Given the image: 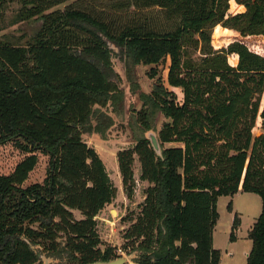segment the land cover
<instances>
[{
    "label": "trees",
    "instance_id": "obj_1",
    "mask_svg": "<svg viewBox=\"0 0 264 264\" xmlns=\"http://www.w3.org/2000/svg\"><path fill=\"white\" fill-rule=\"evenodd\" d=\"M7 1L0 0V18ZM21 1L18 23L41 24L25 41L0 40V143L30 154L0 175V264H44L39 254L50 264L118 258L100 249L96 220L117 189L83 139L114 124L103 109L121 115L125 93L111 45L126 60L135 93V67L170 61L172 90L159 81L150 94L140 92L135 146L117 154L127 198L135 195L136 159L148 185L125 232L134 264H218V200L239 192L262 199L247 264H264V0H234L245 8L237 15L229 13L233 0ZM173 88L183 91L182 104ZM160 114L169 120L158 135L161 148L181 144L161 155L144 135ZM259 117L262 134L254 138ZM35 152L50 155L51 172L46 186L25 188ZM238 226L236 216L233 230Z\"/></svg>",
    "mask_w": 264,
    "mask_h": 264
},
{
    "label": "rangeland",
    "instance_id": "obj_2",
    "mask_svg": "<svg viewBox=\"0 0 264 264\" xmlns=\"http://www.w3.org/2000/svg\"><path fill=\"white\" fill-rule=\"evenodd\" d=\"M77 1V0H73ZM94 1V0H92ZM72 3V2H71ZM62 4L58 7L51 9V11H63L66 5ZM240 5L231 1L230 11L231 15H237L245 12V8H240ZM23 2L21 0H8L2 10V17L0 18V40H10L18 42V38L24 37L28 39L32 37L39 29V22L32 20L30 22H19V17L22 12ZM156 11V10H155ZM243 11V12H242ZM48 12V13H49ZM123 17H128L126 12ZM113 19V18H111ZM163 17L160 18V20ZM164 21V20H161ZM264 49V40L261 42ZM111 45L115 55H112L113 70L120 78V88L125 93V100L119 108L118 115L113 112V107L108 106L103 109L105 113L111 116L114 124L106 130L104 135L98 133H86L83 135L84 141L92 148H94L103 162L109 175L113 179L117 187V195L113 202L107 205L96 217L97 232L99 236L100 249L105 251L113 249L117 259H125L126 263L134 264L136 260V252L130 248H124L127 244L125 239V232L135 221L140 212V205L145 199V190L148 185L139 180L140 165L136 159L134 164V173L136 179L135 195L132 199H128L121 183H119V168L117 162V154L124 149L133 148L136 143L132 127L133 123L137 121L138 112L143 109V103L139 98L140 92L150 94L156 83L160 81L162 85L168 90H172L167 84V75L170 61L162 63L157 66L139 65L135 67V77L139 83V89L133 92L134 86L128 79L126 60L122 55L118 54L119 49ZM198 59L200 54H194ZM230 64L236 66L237 58H230ZM151 69H156L158 75L152 79L150 77ZM175 92L176 101L180 104L183 103L184 93L181 88H173ZM261 105H264V96L261 100ZM169 122L164 115H159L156 119V124L151 131L144 132L145 136H149L152 132L155 137L158 135L163 127V124ZM93 124L96 125V120L93 119ZM262 134L260 117L253 130V137L256 138ZM159 144V155L162 154V149L180 146L179 143L163 144L162 148ZM30 154L21 150L14 142L5 144L0 143V175H8L13 172L16 165L21 162L25 157ZM38 158L36 168L29 175V179L24 184V187L30 186H46L47 180L51 172V157L50 155L35 152ZM118 173V174H117ZM262 211V199L255 193L240 192L234 196H224L219 198L217 204V212L219 219L214 230V248L219 251L220 258L218 264H247V255L252 249V241L249 239V231L254 223L257 221ZM76 218L81 216L76 213ZM239 218V226L233 230L235 217ZM234 234V239L231 240V235ZM64 264H71L69 261Z\"/></svg>",
    "mask_w": 264,
    "mask_h": 264
},
{
    "label": "water",
    "instance_id": "obj_3",
    "mask_svg": "<svg viewBox=\"0 0 264 264\" xmlns=\"http://www.w3.org/2000/svg\"><path fill=\"white\" fill-rule=\"evenodd\" d=\"M40 22H39V27H40ZM114 47H116L115 45H113ZM113 47V48H114ZM148 139H150V141L152 142V145H153V148L154 150L159 154L160 153V150H159V144H158V138L155 137V134L154 133H150L149 136H148ZM39 257L41 259H43L44 261V264H50L53 262L52 259H49V258H45L42 254H39ZM92 264H126V260L125 259H116L114 261H110V262H96V263H92Z\"/></svg>",
    "mask_w": 264,
    "mask_h": 264
},
{
    "label": "crops",
    "instance_id": "obj_4",
    "mask_svg": "<svg viewBox=\"0 0 264 264\" xmlns=\"http://www.w3.org/2000/svg\"><path fill=\"white\" fill-rule=\"evenodd\" d=\"M234 1V0H233ZM240 8H244L243 6H239ZM243 12V11H242ZM180 146H181V144H180ZM177 147V146H176ZM117 162H118V160H117ZM105 164V163H104ZM118 168H119V166H118ZM109 173V172H108ZM119 173H120V171H119ZM118 174V173H117ZM110 176V175H109ZM119 183H121V185H122V178H121V174H119ZM110 179H111V181H112V183H113V185L115 186V184H114V182H113V179L111 178V176H110ZM115 188L117 189V187L115 186ZM122 188H123V185H122ZM124 190V189H123ZM240 193V192H239ZM116 195H117V192H116ZM116 198V197H115ZM114 198V199H115ZM113 202V201H112ZM262 212V211H261Z\"/></svg>",
    "mask_w": 264,
    "mask_h": 264
}]
</instances>
